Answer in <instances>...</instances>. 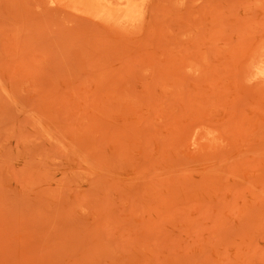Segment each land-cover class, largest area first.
Here are the masks:
<instances>
[{"label":"rangeland","instance_id":"obj_1","mask_svg":"<svg viewBox=\"0 0 264 264\" xmlns=\"http://www.w3.org/2000/svg\"><path fill=\"white\" fill-rule=\"evenodd\" d=\"M0 264H264V0H0Z\"/></svg>","mask_w":264,"mask_h":264}]
</instances>
